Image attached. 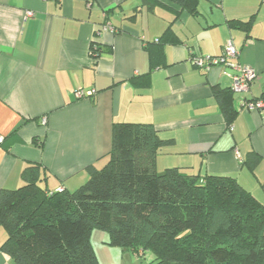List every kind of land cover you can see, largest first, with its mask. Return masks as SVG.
Wrapping results in <instances>:
<instances>
[{
  "label": "crops",
  "instance_id": "crops-1",
  "mask_svg": "<svg viewBox=\"0 0 264 264\" xmlns=\"http://www.w3.org/2000/svg\"><path fill=\"white\" fill-rule=\"evenodd\" d=\"M198 10L176 15L143 0H0V190L21 186L36 163L48 190L74 191L90 167L107 163L114 123L143 122L170 140L159 150V172L231 175L264 205V110L246 107L264 95V0H199ZM229 41L239 51L233 62L258 73L246 92L232 90L230 66L190 61L222 55ZM217 88L232 91L231 124ZM252 154L260 157L254 166ZM107 240L94 230L99 260L116 264L114 249L128 250ZM0 264L15 263L0 251Z\"/></svg>",
  "mask_w": 264,
  "mask_h": 264
},
{
  "label": "trees",
  "instance_id": "trees-1",
  "mask_svg": "<svg viewBox=\"0 0 264 264\" xmlns=\"http://www.w3.org/2000/svg\"><path fill=\"white\" fill-rule=\"evenodd\" d=\"M143 2L176 15L199 13V0ZM168 31L153 43L152 57ZM101 50L94 46L92 53ZM215 94L231 124L232 91ZM169 142L153 123H114L107 163L90 167L74 191L48 190L40 165H28L21 186L0 190V228L7 234L0 251L15 264H103L92 242L94 230H102L111 247L143 258L152 253L147 264H264V205L231 175L159 172L157 156ZM259 159L252 154L247 162Z\"/></svg>",
  "mask_w": 264,
  "mask_h": 264
},
{
  "label": "built area",
  "instance_id": "built-area-1",
  "mask_svg": "<svg viewBox=\"0 0 264 264\" xmlns=\"http://www.w3.org/2000/svg\"><path fill=\"white\" fill-rule=\"evenodd\" d=\"M33 11L26 12V16H33ZM103 30L116 31L114 26L111 24H105ZM239 55L238 49L234 46L232 41H229L225 46L224 53L219 56L211 55H197L193 54L190 57V61L196 67L203 68L205 70L210 69L212 66L226 64L235 70L233 75V86L234 92H246L249 90L251 83L258 77V73L252 67L242 66L233 62ZM248 110H264V95L262 98L251 99L246 102ZM3 138L0 137V144L3 142Z\"/></svg>",
  "mask_w": 264,
  "mask_h": 264
},
{
  "label": "rangeland",
  "instance_id": "rangeland-1",
  "mask_svg": "<svg viewBox=\"0 0 264 264\" xmlns=\"http://www.w3.org/2000/svg\"><path fill=\"white\" fill-rule=\"evenodd\" d=\"M1 230H3L1 228ZM6 234V233H5ZM7 237V234H6ZM96 239V245H98V239ZM120 249H114L113 251V259L116 264H147L150 261L154 259V255L152 253H149L145 258L138 257L135 252L133 251H124L125 253H122V251H119Z\"/></svg>",
  "mask_w": 264,
  "mask_h": 264
}]
</instances>
